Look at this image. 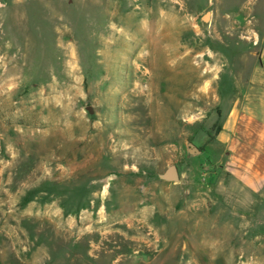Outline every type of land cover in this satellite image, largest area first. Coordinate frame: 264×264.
<instances>
[{"label": "rangeland", "instance_id": "rangeland-1", "mask_svg": "<svg viewBox=\"0 0 264 264\" xmlns=\"http://www.w3.org/2000/svg\"><path fill=\"white\" fill-rule=\"evenodd\" d=\"M263 28L264 0H0V264H264V186L213 144L264 116Z\"/></svg>", "mask_w": 264, "mask_h": 264}, {"label": "crops", "instance_id": "crops-1", "mask_svg": "<svg viewBox=\"0 0 264 264\" xmlns=\"http://www.w3.org/2000/svg\"><path fill=\"white\" fill-rule=\"evenodd\" d=\"M257 56L258 66L251 80L254 85L264 81V28ZM239 101H234L226 112H220L221 123L213 144L222 150L218 161L230 177L245 190L255 193L264 186V116L249 107L250 101Z\"/></svg>", "mask_w": 264, "mask_h": 264}, {"label": "water", "instance_id": "water-1", "mask_svg": "<svg viewBox=\"0 0 264 264\" xmlns=\"http://www.w3.org/2000/svg\"><path fill=\"white\" fill-rule=\"evenodd\" d=\"M88 110L90 111L91 109L89 108ZM189 152L192 154L200 153V151L197 148H195L193 145H190ZM159 178L168 182H177L178 175L175 167L174 166L169 167L163 174L159 175Z\"/></svg>", "mask_w": 264, "mask_h": 264}]
</instances>
